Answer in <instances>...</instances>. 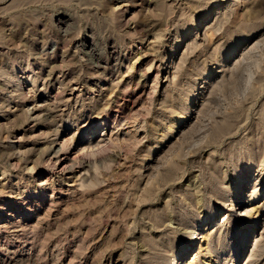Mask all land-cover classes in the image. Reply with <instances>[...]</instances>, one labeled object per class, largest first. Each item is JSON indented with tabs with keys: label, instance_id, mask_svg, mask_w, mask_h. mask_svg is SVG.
<instances>
[{
	"label": "rangeland",
	"instance_id": "1",
	"mask_svg": "<svg viewBox=\"0 0 264 264\" xmlns=\"http://www.w3.org/2000/svg\"><path fill=\"white\" fill-rule=\"evenodd\" d=\"M176 258L264 264V0H0V264Z\"/></svg>",
	"mask_w": 264,
	"mask_h": 264
},
{
	"label": "bare ground",
	"instance_id": "2",
	"mask_svg": "<svg viewBox=\"0 0 264 264\" xmlns=\"http://www.w3.org/2000/svg\"><path fill=\"white\" fill-rule=\"evenodd\" d=\"M71 17V16H70ZM70 17H66V18H64L63 20V22H66V23H68V22H71V19H70ZM72 18V17H71ZM61 20H62V18H61ZM73 20V19H72ZM72 24V23H71ZM69 25V24H68ZM70 26V25H69ZM86 47V46H85ZM92 50V49H91ZM51 75V74H50ZM209 82V81H208ZM207 83V82H206ZM104 86V85H103ZM53 99V98H52ZM46 103V102H45ZM40 109H38V108H35V110H33V116H34V118H38L39 117V115H40ZM40 127V126H39ZM41 130V129H40ZM95 130L93 129L92 131H90L89 132V134L91 135L90 136V138H93L94 137V132ZM35 132V131H34ZM99 143V142H98ZM65 167V166H64ZM84 180V179H83ZM261 213V208L260 209H258V213H257V216L259 215ZM256 216V215H255ZM246 236H247V232H246V234H244V236H243V238H245L246 239ZM259 236V235H258ZM260 239V238H259ZM258 239V240H259ZM259 243L260 242H258L257 243V246H256V248H255V253L257 252L258 253V247H259ZM188 248V247H187ZM176 257V256H175ZM178 258H180V256L178 257ZM178 258H176V261H174V264H177L178 262H179V259ZM188 263V262H187ZM192 263V262H191ZM192 264H196L195 262L194 263H192Z\"/></svg>",
	"mask_w": 264,
	"mask_h": 264
}]
</instances>
